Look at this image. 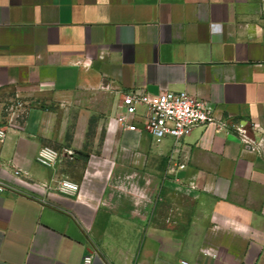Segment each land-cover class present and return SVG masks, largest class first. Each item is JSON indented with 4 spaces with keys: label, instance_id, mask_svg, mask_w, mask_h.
I'll list each match as a JSON object with an SVG mask.
<instances>
[{
    "label": "crops",
    "instance_id": "obj_1",
    "mask_svg": "<svg viewBox=\"0 0 264 264\" xmlns=\"http://www.w3.org/2000/svg\"><path fill=\"white\" fill-rule=\"evenodd\" d=\"M130 89L225 125L107 129ZM0 132V264H264L260 0H0Z\"/></svg>",
    "mask_w": 264,
    "mask_h": 264
},
{
    "label": "built area",
    "instance_id": "obj_2",
    "mask_svg": "<svg viewBox=\"0 0 264 264\" xmlns=\"http://www.w3.org/2000/svg\"><path fill=\"white\" fill-rule=\"evenodd\" d=\"M264 15V0H260ZM212 123L217 126L225 125L208 103L184 89H166L157 93H146L138 89H130L122 93L120 110L107 120V129L121 127L124 129L150 133L157 141L165 136L178 139L200 124ZM238 140L251 150L258 149L255 138L242 125L234 126ZM0 136L2 133L0 132ZM72 154L70 148L64 149ZM57 149L44 145L39 148L36 159L45 165H53L58 156ZM15 174L19 169L14 170ZM2 183L0 182V189ZM59 189L66 194H73L77 190V183L68 179H61ZM85 264H90L91 255L83 256ZM186 262V261H183Z\"/></svg>",
    "mask_w": 264,
    "mask_h": 264
}]
</instances>
